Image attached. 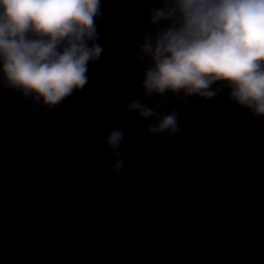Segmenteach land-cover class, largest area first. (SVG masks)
<instances>
[{"label": "water", "instance_id": "95a60500", "mask_svg": "<svg viewBox=\"0 0 264 264\" xmlns=\"http://www.w3.org/2000/svg\"><path fill=\"white\" fill-rule=\"evenodd\" d=\"M164 0H101L88 83L49 110L0 83V264H264V117L229 98L146 100L137 59ZM89 43V47L91 46ZM139 100L178 113L147 131ZM235 121L230 124V121ZM123 133L114 175L106 138Z\"/></svg>", "mask_w": 264, "mask_h": 264}, {"label": "clouds", "instance_id": "9594fccd", "mask_svg": "<svg viewBox=\"0 0 264 264\" xmlns=\"http://www.w3.org/2000/svg\"><path fill=\"white\" fill-rule=\"evenodd\" d=\"M100 8L101 0H0V83L49 110L83 89L88 63L103 52L94 43ZM149 12L152 25L170 24L140 43L137 59L149 60L141 85L146 100L167 92L210 100L220 81L231 101L264 117V0H164ZM165 103L154 110L135 100L126 110L153 119L148 133L167 142L180 129L175 109L160 111ZM123 136L116 127L106 138L114 175L126 168Z\"/></svg>", "mask_w": 264, "mask_h": 264}]
</instances>
